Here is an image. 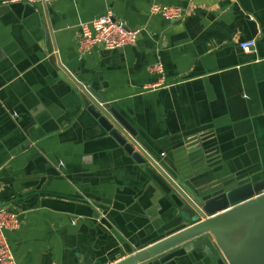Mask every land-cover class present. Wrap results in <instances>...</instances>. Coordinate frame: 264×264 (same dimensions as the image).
I'll return each mask as SVG.
<instances>
[{
	"label": "crops",
	"instance_id": "1",
	"mask_svg": "<svg viewBox=\"0 0 264 264\" xmlns=\"http://www.w3.org/2000/svg\"><path fill=\"white\" fill-rule=\"evenodd\" d=\"M154 2L180 6L182 18L151 14ZM107 9L140 29L136 41L79 53L80 24ZM71 76L187 187L213 194L264 177V0L0 4V208L19 218L5 231L18 263L111 264L182 226L177 193L97 123ZM166 264L212 262L193 249Z\"/></svg>",
	"mask_w": 264,
	"mask_h": 264
},
{
	"label": "water",
	"instance_id": "2",
	"mask_svg": "<svg viewBox=\"0 0 264 264\" xmlns=\"http://www.w3.org/2000/svg\"><path fill=\"white\" fill-rule=\"evenodd\" d=\"M46 47L50 53L48 35ZM48 60L54 63L55 56L50 53ZM56 66L64 70L60 63ZM71 80L81 90L83 107L107 134L138 163L148 161L177 193L172 206L175 222L182 226L111 264H166L193 249H201L212 264H264V177L245 178L213 194L188 188V181L171 177L136 141V131L122 113L92 88Z\"/></svg>",
	"mask_w": 264,
	"mask_h": 264
},
{
	"label": "built area",
	"instance_id": "3",
	"mask_svg": "<svg viewBox=\"0 0 264 264\" xmlns=\"http://www.w3.org/2000/svg\"><path fill=\"white\" fill-rule=\"evenodd\" d=\"M20 1L27 4L40 3L47 6L56 0H0V4ZM151 14H158L164 19L173 22L182 18L183 10L177 5L162 4L154 2L149 6ZM140 33L139 28L127 27L115 21L113 13L107 9L103 14L91 19L89 22L80 24V38L78 40V52L89 53L94 48L106 50L120 49L134 43ZM239 48L244 52L252 51L255 46L254 39H247L238 43ZM149 70L160 77L155 85L163 82V68L159 61L154 62ZM163 155V153L161 154ZM19 226V218L15 211L0 208V264H21L18 263L12 254L8 244L5 231L13 230ZM141 264V263H135Z\"/></svg>",
	"mask_w": 264,
	"mask_h": 264
}]
</instances>
